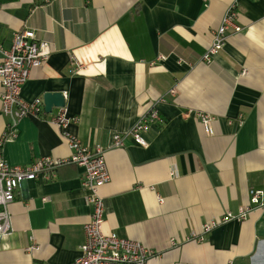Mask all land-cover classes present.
<instances>
[{
	"label": "crops",
	"instance_id": "obj_1",
	"mask_svg": "<svg viewBox=\"0 0 264 264\" xmlns=\"http://www.w3.org/2000/svg\"><path fill=\"white\" fill-rule=\"evenodd\" d=\"M232 2L240 30L229 29L205 61ZM23 28L48 41L51 53L31 69L21 96L43 103L46 92H61L65 106L46 113L43 104L41 115L20 119L17 138L5 141L10 118L0 112L6 162L65 158L70 135L107 147L114 133L156 108L163 123L149 128L146 146L128 137L106 150L102 232L158 252L147 264H264V209L250 204V190L264 193V0H0L2 47ZM72 58L80 70H71ZM62 111L61 129L51 118ZM199 112L212 118L209 134ZM82 171L64 165L51 181L18 186L0 264L75 260L91 212ZM242 206L250 207L245 218L219 223L202 242L184 241ZM170 238L181 244L170 247Z\"/></svg>",
	"mask_w": 264,
	"mask_h": 264
},
{
	"label": "built area",
	"instance_id": "obj_2",
	"mask_svg": "<svg viewBox=\"0 0 264 264\" xmlns=\"http://www.w3.org/2000/svg\"><path fill=\"white\" fill-rule=\"evenodd\" d=\"M236 3L229 4L222 16L219 26L212 31V43L202 59L209 61L224 46L229 29L238 32L240 28L235 24ZM51 53L49 42L38 39L31 29H20L13 34L9 48L0 44V112L8 116L10 121L5 124L2 141L17 138L18 121L25 117H36L43 113L41 99L31 101L21 96L24 83L28 80L32 68L41 66ZM71 70H80L83 66L73 60L70 61ZM174 93V89L169 90ZM163 100V98H161ZM205 133H210L212 118L208 114L197 113ZM51 122L61 129L67 124L64 112L51 118ZM163 119L156 108H151L142 114L130 130L114 133L107 147L99 144L93 147L83 144L76 136L68 137L70 155L61 157L41 156L37 160L25 165L10 164L0 155V236L10 228L8 206L14 201L18 186L27 180L38 179L51 181L55 179L57 169L61 166L73 164L83 169L80 186L85 192V200L90 207L89 219L83 224V243L79 247V254L71 264H147L149 258L158 256L151 248L141 242L120 237L115 233L102 232L104 217V201L99 189L109 182L110 175L106 167L105 153L108 148L122 147L128 137L135 143L146 146V134L153 124L161 125ZM1 145V143H0ZM175 175L174 171L170 172ZM259 190H250V204L264 209V199ZM161 202L162 199L158 198ZM249 206L239 208L237 214L226 212L219 221L208 222L201 227V231L191 233L184 241L202 242L204 236L219 223L231 219L241 220L249 211ZM181 244L174 238L169 239V246Z\"/></svg>",
	"mask_w": 264,
	"mask_h": 264
},
{
	"label": "water",
	"instance_id": "obj_3",
	"mask_svg": "<svg viewBox=\"0 0 264 264\" xmlns=\"http://www.w3.org/2000/svg\"><path fill=\"white\" fill-rule=\"evenodd\" d=\"M44 110L50 113L53 107L63 108L65 106V99L61 92H46L43 95Z\"/></svg>",
	"mask_w": 264,
	"mask_h": 264
},
{
	"label": "trees",
	"instance_id": "obj_4",
	"mask_svg": "<svg viewBox=\"0 0 264 264\" xmlns=\"http://www.w3.org/2000/svg\"><path fill=\"white\" fill-rule=\"evenodd\" d=\"M68 165H70V164H68Z\"/></svg>",
	"mask_w": 264,
	"mask_h": 264
}]
</instances>
